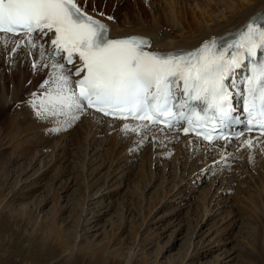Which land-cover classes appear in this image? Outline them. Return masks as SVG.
Returning a JSON list of instances; mask_svg holds the SVG:
<instances>
[{
    "label": "rangeland",
    "instance_id": "374dc122",
    "mask_svg": "<svg viewBox=\"0 0 264 264\" xmlns=\"http://www.w3.org/2000/svg\"><path fill=\"white\" fill-rule=\"evenodd\" d=\"M83 1L89 6L96 5L98 8L120 13L121 16L129 5H124V2L118 0H108L103 3ZM140 7L151 12L146 2L142 1ZM210 8L215 10L213 12L218 16L227 9L226 7L224 11L222 9L217 11L214 4ZM179 9L182 8H177L174 13L163 12L160 15L163 23L153 25L156 28L168 27L169 31H173L169 23L181 20L180 17L184 18L183 12ZM202 18L203 16H198V20ZM144 23L149 24L147 21ZM134 26L138 27V24ZM6 71L8 73L9 69ZM15 74H18L17 78L21 80L23 74L20 71H15ZM31 75L33 76L30 78L31 81L27 78V86L15 92L22 97H17L20 102L15 101L16 104L10 105V101L0 97L2 100H0V110L4 109V114L0 117L1 120H5L3 125L8 127L6 132L0 134L2 135L0 138L6 137L4 140L0 139L5 143L0 146V166L8 168L7 178L6 176L3 178L7 180L3 182L5 185L0 179V190L7 195V198L0 203V264H111L112 260H118L119 264H123L128 258L127 255L131 254H134L132 264L144 262L145 264H222V262L223 264H264V233L257 238L260 241L256 239L255 242L253 239L257 228L264 231L262 224L259 223L262 222L261 219L264 220V193L257 194V207L260 213L252 207L248 196L245 197L250 208L241 209L246 200L242 197V193L237 191L236 183H234L235 188L230 191H225L221 195L219 191L217 196L220 195V200H215L217 196H214L213 190H210L211 182L212 184L216 182L215 185L218 186L222 175L218 178L216 175L218 173L212 172L203 183L201 181L189 185L188 183L191 182L189 181L185 184L189 176L195 175L198 171L191 174L193 164H190L191 168L183 170L180 165L183 164L182 160L176 159L174 154L167 155L168 157L160 164L153 162L150 165L148 157L139 155L143 154V146L135 150L137 155L127 153L130 157L125 160L123 156L126 152L133 151L131 147L126 148L129 150L123 153L109 155L106 147L101 146L100 149L97 145L90 144L88 140H81L79 144L72 143L71 133L75 124L71 129L63 131L72 118L51 112L40 115L38 108H32L36 97L30 95V92L45 88L52 90L54 86H58L53 84L54 75L49 78L38 74L35 69ZM13 77V72L7 75L0 74L2 89L5 82L13 87L14 80H10ZM11 91L10 88L9 95L13 93ZM28 92L29 97L26 98ZM43 120L47 122L44 123ZM22 125L31 129L26 130ZM59 128L63 135H57L56 129ZM10 129H14L15 133ZM37 136L47 138L49 145L39 147L46 144L41 142L27 154H22L20 150L23 151L27 140L35 139ZM13 153H15L13 156H16L13 158L15 161H11L6 166V159ZM147 155L151 157L150 153ZM153 159L157 160L154 157ZM143 161L147 165L143 168L144 173L140 172L139 175L138 170H141ZM166 163L170 166H165ZM42 166L43 168L40 169ZM25 167L28 170L22 172ZM37 169L40 170L33 175ZM234 173L229 171V174ZM27 176L28 179H25ZM255 176L257 178V174ZM214 177L217 180L212 181ZM150 178L151 182L148 184ZM22 179L23 181H20ZM254 182L255 178L251 183ZM63 185L68 187L66 191L62 189ZM240 186L243 189L246 187L245 191L251 193L254 191V186L250 187L249 183ZM17 190L20 192V197L13 198L12 194ZM55 192L61 195L57 202L54 201ZM206 193H208L207 203H210L212 209L209 213L207 210L203 212ZM82 201L85 203L81 207ZM57 208L60 212L54 216L56 210L58 211ZM206 212L207 214H204ZM236 212L241 213L237 215L235 221ZM21 219L28 224L24 222L23 227L17 229L16 222ZM53 221L57 228L65 230L66 237L72 236L73 241L69 244L66 253L62 252L65 247L52 246L51 237H46L47 243L44 242V245H40L35 240L30 242L27 238L36 231L37 222ZM136 231L138 232L135 235ZM35 233L43 234L44 237L51 234L46 227ZM114 235L116 239L108 243ZM146 237L148 240L137 246L138 241ZM166 242L167 246H172L168 250L166 248L162 250V247H167ZM83 244L91 248L82 247ZM202 246L208 250L207 254H201ZM105 247L107 251L103 250ZM87 249L95 250L97 253L90 257L87 255ZM187 252L188 256L185 257ZM191 252L201 255L191 261L189 260Z\"/></svg>",
    "mask_w": 264,
    "mask_h": 264
},
{
    "label": "bare ground",
    "instance_id": "6f19581e",
    "mask_svg": "<svg viewBox=\"0 0 264 264\" xmlns=\"http://www.w3.org/2000/svg\"><path fill=\"white\" fill-rule=\"evenodd\" d=\"M79 1L81 2V4L86 5L90 10H96L99 12L103 11V13L105 14H112L116 19L110 22L109 24L113 28L112 32L114 36L129 35V34H144L152 38L153 48H157L160 50L171 49V48H192L198 45L199 43H201L202 41H204L205 39L220 37L228 33V31L230 30L239 28L242 23H244L251 17L253 13H258L264 10V0H118L121 2L124 1V5L129 4L127 6L128 9L125 12H123L121 16L120 13L116 14L113 11H110V10L107 11L105 9L98 8V6L96 5L89 6L83 0H79ZM92 1L94 3H97V2L103 3L104 1H108V0H92ZM142 1L144 3L146 2V4L150 7L149 9H151V12L150 10L146 8L142 9L140 7ZM213 4H214V7L215 6L217 7L216 9L217 11L219 9H222L224 11L226 7L227 9L221 15L218 16L217 14L213 12L215 10H211L210 8L211 5ZM133 5H134V8H132ZM177 8H182L179 10L180 12H183L184 18L180 17L182 21L178 19V21L176 22L169 23L171 24L170 26H172L173 31H169L170 29H168V27L167 29L165 27L156 28L153 25L155 23L156 24L163 23V20L161 19V16H160L163 12L172 11L174 13ZM199 15L203 16L202 20H198ZM146 21L149 22V24L147 23V25H145L146 23L144 22ZM134 24H138V27L134 26ZM176 24H180V25L178 26ZM0 56H1L0 57V70H1L0 74L3 73V75L5 74L7 75L11 72H13L14 74L13 79H10V80H14L13 87L9 86V84L5 82L4 85L2 84L3 85V89H2L1 83H0V97H2L3 100L10 101V105L16 104L15 101L20 102V99L17 100V97L20 95H17L18 93H15V92L16 90H20L22 87L27 86L28 84L27 78L30 79L31 77H33L31 75V72L34 71V69L38 72V74L49 76V78L51 75H54L53 84H56L59 86L65 82L64 75L62 74V72H60L59 69L57 68L52 69V66H54L56 63L54 61H49L48 59L43 60V61H38L39 55H35V57H33L28 54L25 55V53H18L17 55L13 56V58H8V59L6 58V55L4 52L0 53ZM32 59H34L35 62L36 61L39 62L38 67L32 63ZM10 61H13L11 65L9 64ZM6 62L9 65L5 66ZM7 69H9L8 73H6ZM15 71L17 72L20 71V73L23 74L21 80H18L17 77L19 75L15 74ZM10 88L12 90L11 93L12 92L13 93L9 95ZM49 109H50L49 112L51 113L72 118V120H70L68 123L75 121L76 124L72 130L73 132L71 133L73 134L72 143L74 144L81 143L80 142L81 140H84V141L88 140L90 141V144L97 145L98 147H100V149H102L101 146L103 148L106 147L108 149L107 153L109 155H112L114 153L117 154V152L123 153L125 150L126 151L129 150L126 148L131 147L133 151L126 152L125 155L123 156L125 157V160L127 159V157H130L128 156V154L129 155L132 154L133 156L137 155L136 153L137 151L135 150H138L143 146V149H144L143 154H139V155L148 157L149 159L148 158L147 159L149 160L150 165H152L153 162L155 164L157 163L160 164L168 157L167 155L174 154L176 159L180 161L182 160L183 164H181L180 162L178 163H180L183 170H186V168H191L192 165L190 166V164H193L191 174L196 173L195 171H198V173H196L195 175L193 176L190 175L189 179L186 181L185 184H187L189 181H191L188 183L189 185L195 184L196 182L200 183L201 181H202L201 183H203L204 181L208 179V176L211 175L212 172H216L218 173L216 174L218 178L220 175H222V179L220 181L221 183L219 182L220 184L218 186L215 185L216 182H214L213 184L211 182L210 190H213V193L215 194L214 196H217L219 191H220V195L224 193L225 191L226 192L230 191L232 188H235L234 183H236L237 191H239L240 194L242 193V197L246 200V203L241 206V209L250 208L247 202L248 199H246L245 197V196H248L249 200L252 203V207L255 209V211L259 212V209L257 207V204H258L257 194L258 192H260L261 194L264 193V143L262 145H258L256 150H251L250 148L247 147L244 140L239 141L238 143H240V148L236 151L235 157H231L234 154L231 152L223 153V150L220 149L221 147H219V146H222L220 144H217L216 146L200 145L196 139L191 138V137H183V138L178 139L177 136L174 134H159L157 127L148 126L144 123L142 124L141 123H131L129 125V123L127 122L104 119L100 117L99 115L92 113L91 111H86L85 114L81 118H79L78 116L74 115V111L72 112L67 111L65 114H63L61 113V110L58 113V111H55L51 107H49ZM3 112H4V109L2 108L0 110V115L4 114ZM5 114H7V111ZM25 115L28 117L26 113ZM23 117L25 118V116ZM0 120H1V117H0ZM4 121H5L4 119L0 121V134L3 131L6 132V128H8V127H5L6 125L5 126L3 125ZM43 121L44 123L47 122L45 120ZM17 122H18L17 124H19V121ZM25 123L26 122H24V124ZM23 127H26L25 128L26 130L30 128L27 126H23ZM11 130L12 129H10V131ZM13 132H14V129L12 130V133ZM40 132H43V131H40ZM18 133H21V132H18ZM45 135L47 136L46 132H45ZM43 136H41V138L37 136L35 139L33 138L30 140H27V144H25L24 146L25 148L23 149V151L20 150V152L22 154H27V152L35 148V146H39V143L41 142L46 143V144H42L39 147H47L49 145V142L47 141V138L44 139L45 136L44 137ZM99 136H101L102 138H99ZM4 138L6 137H3V139L0 138V139L4 140ZM36 140L38 141L36 145H34ZM58 141L59 139L56 142L57 144H58ZM4 144L5 143L0 140V146ZM23 145H24V142H23ZM164 145H166V147ZM161 147L163 149H161ZM208 148L209 149L212 148V149L209 150ZM150 150L151 152H149ZM152 151L154 152V154H152ZM147 153H150L151 157L148 156ZM14 154L15 153L11 154L10 157L6 159L7 161V162L5 161V164H7L6 166H8V164L11 161L12 162L15 161L13 160V158L16 157V156H13ZM224 156L230 157L229 159H231L232 161H235L236 162L235 165L234 166H223L221 162H217L219 158H222ZM153 157L157 158V160L153 159ZM176 159H175V162H176ZM133 161L135 162L134 159ZM188 162H189V166L187 167ZM146 165H147L146 162L143 161V166L141 170H138L139 175L144 171L143 168L146 167ZM167 165L168 167L170 166L169 163H166L165 166ZM198 165L200 167H197ZM183 166L185 167V169ZM42 168L43 166L40 169ZM221 169H223L222 172H221ZM27 170L28 168L25 167V169L22 172L27 171ZM39 170L37 169L33 173V175H35ZM229 171H232V172L234 171L235 173L229 174ZM7 172H8L7 167L0 166V179L2 181V184L3 182L7 181L3 179L5 176H6L5 178H7V175H8ZM256 174H257V178L255 176ZM244 175L246 176L245 178H244ZM28 177L29 176H27L25 179H28ZM253 178H255V182L251 183ZM225 179H226V182H224ZM211 180L212 181L217 180V178L214 177ZM260 180H262V182H258ZM17 181L19 182V180ZM20 181H23V179ZM150 182H151V178L149 179L148 184ZM245 183H249L250 187L252 185L254 186L253 193L245 191L246 189L245 186H244L245 189H243L240 186L241 184L244 185ZM3 185H5V183ZM63 188L66 191L68 187L63 185L62 189ZM205 196H206V202L203 207V212L207 210V212L209 213V212H212V209H210V203H207L208 193H206ZM214 196L212 197L213 199H214ZM219 196H217L215 200L219 201L220 200ZM12 197L13 198L20 197V192L17 190L15 193L12 194ZM6 198H7V195H5L2 190H0V203ZM59 198H61L60 193L58 194V192L57 193L55 192L54 201L57 202ZM85 200L86 199H84V201ZM84 203L85 202L83 201L80 203L81 207L84 206ZM263 206H264V200H263ZM232 210L234 209L232 208ZM58 212H60L59 209L58 211L56 210V213L54 216H56ZM207 212L204 214H207ZM240 213L239 212L235 213L234 215L235 221L237 220V215ZM12 218L13 217H10V219ZM54 219L56 218L54 217ZM261 220L262 222L260 221L259 223L262 224V227L264 230V220L263 219ZM24 222L25 220H22V219L18 220L16 222L18 224L17 229L20 228L22 225H24ZM37 224L38 226L37 228H35L36 230L35 232L39 230H43L46 227V228H49V231L51 234L50 236H48L49 235L48 234V235H45L44 237L43 234H37L33 232L27 237L30 242H33V240H35V241H38L40 245L41 244L44 245V242L47 243L46 237L47 238L51 237L50 243H52V246L57 247V248L65 247L62 250L63 253L64 252L66 253L69 250L68 249L69 244L73 240H72V236L70 235L66 237V234L64 233L65 232L64 229L57 228L55 226L54 221L44 222V223L37 222ZM260 231H261L260 228H257L256 234H254V237H253L254 241L264 233V231H261V232ZM137 232L138 231L135 232V235L137 234ZM114 239H116L115 235L109 239L108 243H110V241ZM146 240H148L147 237L144 240L140 239L137 243V246H141L142 243L145 242ZM257 241H260V240L257 239ZM167 244L168 243L166 242L165 245L167 246ZM170 246L172 245H168L167 247L164 246L162 247V250H165V248L168 250ZM82 247L91 248V246H88V245L85 246V244H83ZM106 247L103 248V250L107 251ZM201 250L200 251L202 255L208 253V250L206 249V247L202 246ZM254 250H256V248ZM87 251H88L87 255L90 257H93L97 253L95 252V250L87 249ZM190 254H189L190 258L189 257L188 258L191 261L198 259L199 256L201 255L197 252L196 253L191 252ZM108 255L109 254H107V256ZM133 255L134 254H131L130 256L127 255L128 258L124 260L123 264L124 263L132 264ZM187 256H188V252L186 253L185 257ZM184 258L181 260V262L184 260ZM106 261L107 260H105V262ZM111 262L114 264H119L118 260H115V261L112 260ZM243 262H246V261H243ZM143 264H145V262Z\"/></svg>",
    "mask_w": 264,
    "mask_h": 264
}]
</instances>
